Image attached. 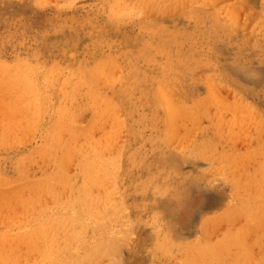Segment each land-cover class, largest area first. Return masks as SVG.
Returning <instances> with one entry per match:
<instances>
[{
	"label": "rangeland",
	"instance_id": "1",
	"mask_svg": "<svg viewBox=\"0 0 264 264\" xmlns=\"http://www.w3.org/2000/svg\"><path fill=\"white\" fill-rule=\"evenodd\" d=\"M66 260L264 264V0H0V264Z\"/></svg>",
	"mask_w": 264,
	"mask_h": 264
},
{
	"label": "bare ground",
	"instance_id": "2",
	"mask_svg": "<svg viewBox=\"0 0 264 264\" xmlns=\"http://www.w3.org/2000/svg\"><path fill=\"white\" fill-rule=\"evenodd\" d=\"M240 68H241V67H240ZM231 69H232V68H231ZM241 70H243V69H241ZM244 70H245V69H244ZM237 71H238V70H237ZM240 73H241V72H240ZM240 73H238V74L240 75ZM234 74H235V73H234ZM236 74H237V73H236ZM236 74H235V75H236ZM241 74H243V73H241ZM246 74H247V73H246ZM246 74H245V76H247ZM243 75H244V74H243ZM253 76H255V75H253ZM258 76H259V75H258ZM258 76H257V77H258ZM236 77H237V76H236ZM242 77H243V76H242ZM247 77H249V76H247ZM253 79H254V78H253ZM108 162H109V161H108ZM106 165H107V164H106ZM106 165H105V166H106ZM113 167H115L114 164H113ZM113 169H114V168H113ZM113 169H111V170H113ZM115 171H117V173H118V171H119V170H117V166L115 167ZM114 173H115V172H114ZM113 175H115V174H113ZM117 176H119V175L117 174ZM119 177H120V176H119ZM112 178H114V177H112ZM115 178L117 179V177H115ZM115 178H114V179H115ZM116 179H115V180H116ZM112 180H113V179H112ZM115 180H114V181H115ZM112 183H113V182H112ZM65 184H67V183H65ZM113 184H114V183H113ZM115 184H117L116 181H115ZM65 186H66V185H65ZM66 187L69 188L68 185H67ZM93 204H94V202H93ZM88 205H90V203L87 204V206H88ZM110 205H111V204H110ZM115 205H117V203L113 204V205H112L111 207H109V208H110V209H111L112 207L115 208ZM118 205L120 206V204H118ZM90 207H92V203H91ZM93 207H95V206H93ZM86 208H87V207H86ZM119 208H120V207H118L117 209H119ZM110 209H107V210L111 213L114 209H113V210L111 209V211H110ZM68 210H69V209H68ZM70 210H71V209H70ZM107 210L104 212L105 214H106ZM89 211H90V209L88 210V213H89ZM114 211H115V212L117 211L116 208H115ZM118 211H120V210H118ZM71 212H73V210H72ZM85 212H86V209H85ZM85 212H84V213H85ZM90 212H91V211H90ZM115 212H114V216H115L116 213H117V212H116V213H115ZM88 213H87V215H88ZM91 213H92V212H91ZM91 213H89V214H91ZM93 213H94V215L96 216L95 211H93ZM104 213H103V214H104ZM103 214H102V215H103ZM67 215H69V214H67ZM70 215H71V214H70ZM97 215H98V214H97ZM110 215L112 216L113 214H110ZM110 215H108L107 217L105 216V218H107V220H110V219H111V221H112V218H113V217L110 218ZM71 216H72V215H71ZM89 216H91V215H89ZM91 218H92V216H91ZM108 218H109V219H108ZM113 219H114V218H113ZM128 229H129V228H128ZM129 230H130V229H129ZM115 231H117V230H115ZM118 231H119V230H118ZM121 231H122V229H120V232H121ZM113 232H114V230H113ZM120 232H115V234H114V233H112V234L115 236L116 233L119 234ZM123 232H124V231H123ZM112 234H111V235H112ZM120 234H122V232H121ZM113 235H112V236H113ZM114 236H113V239L115 240L116 236H115V237H114ZM118 236H119V235H118ZM118 236H117V237H118ZM111 238H112V237H111ZM111 240H112V239H111ZM111 240H110V241H111ZM112 241H113V240H112ZM109 244H111V243H109ZM111 246H112V245H111ZM207 248H208V247H207ZM201 251H202V250H201ZM207 254H208V251H207V249H206V252H201V253L199 254V257L201 258V257H203V256H205V255H207ZM77 258H78V257H75L74 259H77ZM82 259H84V258L82 257ZM82 259H80L79 261H81ZM70 260H71V259H68V261H70ZM72 260H73V259H72ZM66 261H67V260H66ZM68 261H67V264H68ZM73 261H74V260H73ZM75 261H76V260H75ZM75 261H74V262H75ZM82 261H83V260H82ZM82 261H81V262H82ZM74 262H71V263H72V264H75ZM76 262H78V260H77ZM81 262H80V263H81ZM63 263H65V262H62V264H63ZM69 263H70V262H69ZM65 264H66V263H65ZM81 264H82V263H81Z\"/></svg>",
	"mask_w": 264,
	"mask_h": 264
}]
</instances>
